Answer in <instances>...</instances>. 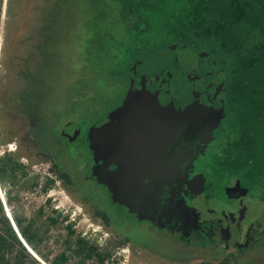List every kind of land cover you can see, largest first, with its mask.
<instances>
[{"label": "rangeland", "instance_id": "obj_1", "mask_svg": "<svg viewBox=\"0 0 264 264\" xmlns=\"http://www.w3.org/2000/svg\"><path fill=\"white\" fill-rule=\"evenodd\" d=\"M146 1L153 4L152 28L138 39L145 44L138 45L141 54L136 60L143 64L154 62L153 67L146 66L148 81L156 72L168 75L173 65L181 69L184 65L191 66L174 78L182 93L177 89L179 94L174 95L172 91L175 98L188 99L186 92L200 94L201 80L209 84L213 81L204 76L203 64L209 66L208 62L226 57L227 85L236 87L232 81L243 78L237 87L243 105L233 101L230 107L233 128L237 130L238 125L243 127L254 121L257 134L252 139L243 130H237L229 142L232 152L237 153L234 164L245 165V172L251 178L264 177V127L258 128L256 122L258 114L264 115V57L252 58L245 51H231L222 42V36L213 39L207 36V43L200 44V40L194 41L193 30L186 22L168 24L177 15L187 16L188 8L192 7L189 0ZM128 2L132 3L130 0H0V168L4 164L12 168L0 180V218L5 215L9 219L29 254L18 258V246L7 238V259H20V264H99L77 254L76 242L82 237L96 243L102 251L112 252L105 264H241L226 254L211 257L180 251L153 230L133 228L122 208L105 203L103 188L71 182L53 167L48 156L38 151L35 130L30 127L32 119L26 116L34 106L33 100L40 99L43 105L56 108L62 115L82 114L88 105L100 109L98 100H105L106 108L122 100L128 81L110 75L109 71L110 64L117 62L119 70H123L131 58L129 51L137 52L134 42L124 45L129 36L122 17L125 6L130 5ZM141 2L136 0L132 4ZM236 2L246 10L250 2L264 6V0L213 1L219 8V16L223 14L230 20L233 38L252 35L253 40L262 39L264 25L261 31L254 20L236 22L241 17L235 9ZM204 28L196 27L199 32ZM235 40L234 45L238 46ZM108 49L122 50L111 58L113 51ZM211 72L218 81V74ZM21 97H25L24 106ZM19 116L26 122L24 141ZM111 140L106 139L107 144ZM108 151L115 153L113 149ZM16 219L33 236L32 244L21 236ZM248 264H264V260L254 258Z\"/></svg>", "mask_w": 264, "mask_h": 264}, {"label": "flooded vegetation", "instance_id": "obj_2", "mask_svg": "<svg viewBox=\"0 0 264 264\" xmlns=\"http://www.w3.org/2000/svg\"><path fill=\"white\" fill-rule=\"evenodd\" d=\"M141 1L136 6L130 2L125 6L122 21L129 37L124 45L145 44L138 39L152 28L153 4ZM208 1L204 4L189 0L192 7L188 8L187 16L177 15L168 24L186 22L193 30L194 41L200 40V44L207 43V36L210 39L222 36L229 50L245 51L252 58L264 57V32L257 44L251 41L241 45L245 41L243 35L233 38L230 20L223 14L219 16V8L213 4L216 0ZM236 4L235 9L241 14L236 22L254 20L263 31L264 6L250 2L245 10L239 6L241 3ZM198 25L205 28L199 32ZM234 40L238 46L234 45ZM139 48L135 53L129 51L131 58L125 64L124 58L120 59L125 67L123 70L116 65L119 62L110 64V74L128 81L122 100L110 108L105 107L102 99L98 100L100 109L88 105L82 114L62 115L56 108L43 105L40 99L32 101L34 106L26 116L32 119L30 127L35 130L38 151L48 156L53 167L61 170L71 182L103 188L105 203L122 208L126 221L133 228L145 232L153 230L165 243L180 251L211 257L226 254L227 258L241 264L251 263L254 258L264 260V177L251 178L245 172V165L234 164L237 153L229 146L239 130L252 139L257 137L254 121L247 126L238 125V131L232 124V102L243 105L237 95L243 78L237 77L232 81L237 86L231 84L229 87L223 65L227 58L220 57L215 63L208 62L209 66L203 64L204 76L213 81L209 84L201 80L199 95L186 92L188 99L175 98L172 91L174 95L179 94L182 88L174 78L186 73L191 66L184 65L181 69L173 65L168 75L156 72L150 75L149 82L148 67H153L154 62H137L141 54ZM121 50H112L111 58ZM212 70L218 74V81L210 73ZM149 94L154 95L149 98L151 101L146 100L138 106L146 111L135 114L131 122L122 121L111 143L103 139L99 142V155L94 154L91 139L94 130L107 123L108 116L127 101ZM21 98L24 106L25 97ZM183 111L186 114H182ZM23 118L19 116L18 119L24 135L22 141L26 130ZM256 122L262 129L264 115L258 114ZM248 164L251 166L252 162ZM110 183L114 197L109 190Z\"/></svg>", "mask_w": 264, "mask_h": 264}, {"label": "trees", "instance_id": "obj_3", "mask_svg": "<svg viewBox=\"0 0 264 264\" xmlns=\"http://www.w3.org/2000/svg\"><path fill=\"white\" fill-rule=\"evenodd\" d=\"M57 6V5H56ZM57 8V7H56ZM116 10V9H115ZM253 36L245 37L243 38L245 41L241 43V45H248L249 42L258 43V41L253 40ZM260 41V40H259ZM263 42V41H261ZM113 49V48H112ZM110 50V52L112 51ZM109 52V53H110ZM111 55V53H110ZM110 74V72H109ZM112 75V74H110ZM113 76V75H112ZM4 167L0 168V180L3 178V173L7 172L8 169L11 168V165L9 167L8 164H4ZM12 169V168H11ZM14 170V169H13ZM2 210V209H1ZM16 224L19 229V232L21 236L27 241V243L30 245L32 244L33 236L29 235V231L27 229H24L21 225L20 220L16 219ZM56 221L52 220V223L55 224ZM0 223L2 224V228L0 230V264H20L19 260L21 257L28 256L27 249L22 245L20 242L16 232L14 231L9 219L5 217V215H2L0 218ZM71 234H74L72 230H70ZM7 238L11 239L15 245L18 246V258H20L18 261H12L7 259ZM77 246V254H84V258L86 260H95L99 264H105L107 260H109L112 256V252L105 250L102 251L101 248L96 244L91 242L90 240H86L85 238L79 237L76 242ZM62 260H65L64 256H62ZM35 262V261H34ZM37 264V262H35Z\"/></svg>", "mask_w": 264, "mask_h": 264}, {"label": "water", "instance_id": "obj_4", "mask_svg": "<svg viewBox=\"0 0 264 264\" xmlns=\"http://www.w3.org/2000/svg\"><path fill=\"white\" fill-rule=\"evenodd\" d=\"M226 63L227 61H225V63L223 62V65ZM153 96L154 95L149 94L148 96L143 95L138 98L131 99L127 101L120 109H118L115 112H112L107 118L108 122L101 125L99 128H96V130L91 135V139L94 141L93 142L94 152L97 155H99V150H100L99 142H101L103 139H105V141L106 139H111L113 137L112 135L115 134L119 129H121L120 126L122 121L131 122L134 120L135 114L138 115V113L145 112L146 111L145 108H143L142 106L141 107L138 106H140V104L145 102L146 100L151 101L149 98H152ZM175 112L178 113L179 111H175ZM183 113L186 114L184 111L182 112V114ZM108 185H109V190L114 197L115 191L111 186V183Z\"/></svg>", "mask_w": 264, "mask_h": 264}]
</instances>
